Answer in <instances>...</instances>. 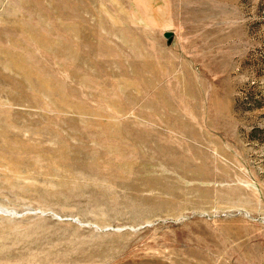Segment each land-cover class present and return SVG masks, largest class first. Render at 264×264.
Returning a JSON list of instances; mask_svg holds the SVG:
<instances>
[{"label": "rangeland", "instance_id": "rangeland-1", "mask_svg": "<svg viewBox=\"0 0 264 264\" xmlns=\"http://www.w3.org/2000/svg\"><path fill=\"white\" fill-rule=\"evenodd\" d=\"M0 209V264H264V0H0Z\"/></svg>", "mask_w": 264, "mask_h": 264}, {"label": "water", "instance_id": "water-1", "mask_svg": "<svg viewBox=\"0 0 264 264\" xmlns=\"http://www.w3.org/2000/svg\"><path fill=\"white\" fill-rule=\"evenodd\" d=\"M164 35L168 38V43H171L173 40L174 33L172 31H167L164 33Z\"/></svg>", "mask_w": 264, "mask_h": 264}]
</instances>
